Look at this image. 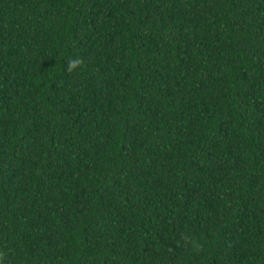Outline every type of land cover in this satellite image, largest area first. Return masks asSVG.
<instances>
[{
    "label": "trees",
    "instance_id": "trees-1",
    "mask_svg": "<svg viewBox=\"0 0 264 264\" xmlns=\"http://www.w3.org/2000/svg\"><path fill=\"white\" fill-rule=\"evenodd\" d=\"M0 264H264V0H0Z\"/></svg>",
    "mask_w": 264,
    "mask_h": 264
},
{
    "label": "clouds",
    "instance_id": "clouds-1",
    "mask_svg": "<svg viewBox=\"0 0 264 264\" xmlns=\"http://www.w3.org/2000/svg\"><path fill=\"white\" fill-rule=\"evenodd\" d=\"M82 64V60L79 57L73 58L69 61V69L75 70Z\"/></svg>",
    "mask_w": 264,
    "mask_h": 264
}]
</instances>
